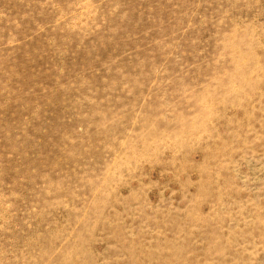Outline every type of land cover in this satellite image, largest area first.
Returning a JSON list of instances; mask_svg holds the SVG:
<instances>
[{"label": "rangeland", "instance_id": "rangeland-1", "mask_svg": "<svg viewBox=\"0 0 264 264\" xmlns=\"http://www.w3.org/2000/svg\"><path fill=\"white\" fill-rule=\"evenodd\" d=\"M0 264H264V0H0Z\"/></svg>", "mask_w": 264, "mask_h": 264}]
</instances>
